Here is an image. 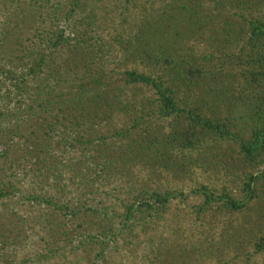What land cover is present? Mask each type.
Listing matches in <instances>:
<instances>
[{"label": "trees", "instance_id": "obj_1", "mask_svg": "<svg viewBox=\"0 0 264 264\" xmlns=\"http://www.w3.org/2000/svg\"><path fill=\"white\" fill-rule=\"evenodd\" d=\"M47 1L0 0L4 10L0 18V142L5 143L13 137L14 140L20 139L26 153L34 156V166H42L47 171L46 175L40 177L43 180L50 178L52 191H30L26 194V198L33 202H44L46 213L57 215L55 210L64 207L69 217L81 215L79 219L89 214L102 213V218L107 220L105 224L92 235H83L77 244L90 242L92 236H95L98 241L95 253L101 254L103 246H108L114 236L120 235L121 239L125 236L123 242H129L127 236L136 235L149 221H155L152 217L157 212V203L160 204L169 194H174L176 189L165 187L160 191L163 185L152 186L147 183L129 186L124 197L117 202L118 210L112 208L110 212L111 216L115 214L113 220L107 209L90 205L78 207L72 205V199L80 196L92 200L102 190L109 195L112 188L123 186L127 180L131 182L133 174L128 168L134 163L148 168L151 177L147 176V180L155 175L161 165L179 175L188 166L185 168L177 160H183L192 149L198 147L205 134L213 131L223 134L229 133V130L226 122L214 121L206 115L201 105H190L187 101L183 105L178 103L173 72L180 75L179 68L187 64L188 59L174 54L171 47H161L155 42V37H162L159 34L161 28L156 26L149 29L145 25L148 16L144 21V18L140 19L135 29L127 31L128 39H134L132 45H127L125 38L123 45L118 44L123 49L132 50L129 60L127 55L121 56L123 62H140L148 69L138 70L130 65L121 72L105 71L101 60L103 54H98L104 50L99 47L86 49L85 39L80 45L78 34L69 42L68 37L63 35V29L57 27L60 19L68 20L74 14L78 0H57L53 3V9L42 10L41 7ZM130 2L123 0L122 7ZM198 2L174 0L170 4L173 18H182L184 11L187 12V19L196 16L200 7H191L198 5ZM248 24L247 28L243 27V23L238 26V33L244 30L243 35L238 36L243 41L240 53H243V61L248 66L244 73L247 72L250 78L257 75V78L264 75V23L250 21ZM176 28L179 27L173 29V34L178 33ZM63 47L66 50L63 58L53 60V52L63 51ZM95 55L98 56L97 65L91 62ZM196 61L194 59L192 64L188 63L185 71L192 73L198 69ZM136 87H144L150 92L135 96L133 88ZM256 99L258 103L255 104V110H260L259 107L264 106V88L257 93ZM122 117L124 120L117 123ZM236 143L244 161L255 159L264 151V123L253 126L250 136L239 138ZM58 145L57 157L54 163H50L47 160L52 155L50 149ZM78 145L80 147L76 154L63 148ZM182 148L187 150L182 151ZM204 157L194 154L192 162L205 160ZM164 166L161 168L165 169ZM63 172L68 174L67 184L60 181L56 187L53 179H59ZM246 175L242 180L245 193L240 199L228 194L216 197L214 193L208 192L205 184L199 183L194 189L201 195L197 211L212 203L225 211L241 209L246 199L256 196L254 182L257 175L250 172ZM1 179L0 197L9 193V188H13V183L8 179ZM111 180L117 182L108 185ZM68 183L73 187L68 188ZM78 187L79 196H75L73 192ZM7 222L6 225L0 223V249L2 244L7 245L5 250L7 248L9 251V258L6 262L10 263L14 246L7 234L12 239H18L21 238V229L23 232L24 229L10 216ZM258 231L246 233L254 239H250L252 251L264 247V229ZM108 234L113 237L104 238ZM203 240L196 246L198 253H213L216 247ZM233 241L232 234L229 242ZM51 247H44L45 253L40 254L53 255L57 249ZM145 251L143 257L146 264H185L188 261L186 246L176 248L168 245V242H161L160 245L149 243ZM2 255L3 251H0V258ZM244 260L246 262L247 258ZM75 261L70 263L76 264ZM93 262L92 258L88 264ZM115 264H122V261Z\"/></svg>", "mask_w": 264, "mask_h": 264}, {"label": "rangeland", "instance_id": "obj_2", "mask_svg": "<svg viewBox=\"0 0 264 264\" xmlns=\"http://www.w3.org/2000/svg\"><path fill=\"white\" fill-rule=\"evenodd\" d=\"M173 1L131 0L127 6L122 7L123 0H78L74 6V14L68 20L60 19L57 27L63 29V35L68 37L69 42L78 34L80 45L85 39L86 49L99 47L104 50L98 54H103L101 60L105 71L121 72L130 65L138 70H147V66L140 62H123L121 56L127 55L129 60L132 50L123 49L118 44L123 45L125 38L127 45H132L134 39H128L127 31L135 29L139 20L144 18V21L148 16L145 25L149 29L156 26L161 28L159 34L162 37H155L159 46L171 47L174 54L188 59L187 64L197 60L198 69L192 73L185 71L187 64L182 63L180 75L173 72L178 103L183 105L187 101L190 105H201L202 111L214 121L226 122L229 133L218 134L213 131L205 134L198 147L192 149L183 160H177L185 168L189 167L179 175L161 165L155 175L147 180V176L151 177L148 168L134 163L128 168L133 174L131 182L124 181L123 186L109 190L111 196L102 190L92 200H87L79 196V187L76 188L73 193L79 198L72 199V205L105 208L111 220L115 218V214H110L112 208L118 210L117 202L124 197L129 186L147 183L152 186L163 185L159 188L160 191L165 187L176 189L174 194H169L160 204L157 203V212L152 217L155 221H149L136 235L127 236L129 242H123L125 236L122 239L120 235L114 236L112 241L108 240V246H103L101 254L95 253L98 246L95 236H92L90 242L77 244L83 235H92L105 224L107 220L102 218V213L89 214L82 219H79L81 215L69 217L65 207L55 210L57 215L46 213L44 202H33L26 198V194L30 191H52L50 178L43 180L40 177L46 175L47 171L42 166H34V156L26 153L20 139L14 140L13 137L5 143L0 142V178L13 183V188H9L11 191L0 197V223L8 224L7 217L10 216L24 229V232L21 229V238H16L17 240L12 239L7 231L3 232L8 233V240H12L13 258L9 260L10 263L6 262L9 251L7 248L5 250L7 245L2 244L0 264H71L74 259L76 264H88L92 258L94 264H115L117 261H122V264H146L143 257L145 248L149 243L160 245L161 242H168V245L176 248L186 246L188 261L185 264H264V247L252 251V238L246 234L264 229V151L255 159L244 161L236 143L239 138H248L253 126L264 123V106L255 110L257 93L264 88V75L250 78L247 72L244 73L248 66L243 61V53H240L243 41L238 37L243 35L244 30L242 33L237 32L242 23L244 28H247L250 21L264 23V0H199L198 5L191 8L200 7V12L190 19L185 18V11L182 18H173L174 13L170 7ZM54 2L57 0H48L41 9H53ZM3 11L0 4V18ZM254 18L257 20H253ZM163 25L166 28L163 29ZM175 27H179L175 30L178 33L173 34ZM65 53L64 47L63 51L55 50L53 60H61ZM97 58L95 55L91 59L92 64L99 63ZM133 90L135 96L150 92L144 87ZM123 120V117L118 122L115 119L119 124ZM59 147L60 145L50 149L52 155L47 159L50 163H54ZM79 147L63 146L72 154L78 153ZM186 150L187 148H182V151ZM194 154L204 155L206 159L196 160L194 163ZM178 156L179 154L176 158ZM249 172L257 175L254 182L256 196L246 199L241 209L225 211L212 203L197 211L201 195L194 189L199 183L205 184L208 192L214 193L216 197L228 194L240 199L245 193L242 180ZM67 177L68 174L63 172L59 179L54 178L56 187L60 181L67 184ZM113 181L117 182L111 180L108 185ZM71 187L72 184L68 183V188ZM232 234L233 243L229 242ZM110 237L113 235L108 234L104 238ZM201 239L212 243L216 247L215 251L199 254L196 246ZM49 245L57 249L56 252L51 256L41 255L46 251L44 247ZM244 258H247L246 262Z\"/></svg>", "mask_w": 264, "mask_h": 264}]
</instances>
